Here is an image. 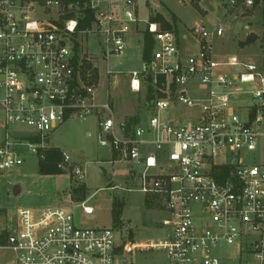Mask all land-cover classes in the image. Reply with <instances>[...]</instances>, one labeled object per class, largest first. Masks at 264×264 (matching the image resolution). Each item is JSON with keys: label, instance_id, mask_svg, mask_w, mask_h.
<instances>
[{"label": "built area", "instance_id": "built-area-1", "mask_svg": "<svg viewBox=\"0 0 264 264\" xmlns=\"http://www.w3.org/2000/svg\"><path fill=\"white\" fill-rule=\"evenodd\" d=\"M263 1L223 0L222 7L229 14ZM126 6L117 8L113 0H0V172L23 165V147L39 163L53 131L93 114L98 144L114 162L134 165L139 193L160 199L162 237L121 247L113 229L82 228L66 208H22L14 232L0 230V251L13 264H115L138 249L162 252L167 264H220L225 256L215 251L235 246L240 258H249L245 264H264V164L244 158L264 136V39L261 66L235 57L220 62L213 52V41L224 35L220 26L195 24L189 31L198 53L182 57L174 31L148 24L154 48L129 81L134 93L152 88L151 113L145 124L128 129L127 121L113 119L109 103L95 105L90 73L81 69L87 60L96 66L90 56L80 63L76 52L77 35H92L101 59L119 63L136 22ZM87 17L90 28L78 30ZM184 110L191 114L184 117ZM11 129L33 133L19 136ZM73 175L83 178L79 167ZM83 212L91 209L83 206Z\"/></svg>", "mask_w": 264, "mask_h": 264}, {"label": "rangeland", "instance_id": "rangeland-1", "mask_svg": "<svg viewBox=\"0 0 264 264\" xmlns=\"http://www.w3.org/2000/svg\"><path fill=\"white\" fill-rule=\"evenodd\" d=\"M127 1L133 2L126 9L133 13L140 28H144L151 17L164 16L170 19L171 14H175L179 19V49L185 57L198 53V43L190 31L183 27L189 28L200 23L209 29L220 26L224 30L223 37L213 41L216 60L226 62L235 57L242 63L256 66L263 64L259 45L264 39V1L250 10L238 8L229 14L222 7L223 0H198L189 3L180 0H113V3L117 8H122ZM198 3L205 11L204 14L195 7ZM38 17L37 13L33 18ZM134 25L128 28L124 52L126 58L123 57L119 65L114 64L113 58L107 62L101 59L99 41L92 35H77L76 52L80 63L89 56L95 59L91 54H95L98 59L97 76L89 60L82 67L84 73H90L89 84L94 85L95 105H106L109 91L111 115L115 121H127L125 118L134 117L136 124H145L151 113L150 100L146 99L147 86L144 85L140 92L134 93L129 81V74L142 68V35L134 33ZM248 38L251 42L245 46L239 45ZM137 41L140 43H136ZM106 71L110 73L109 76ZM240 86L243 91L249 89L246 85ZM241 103L249 104L250 100L243 98ZM190 114V111L184 110L183 116L188 117ZM11 131L20 132L17 133L19 136L33 133L27 129ZM98 136L97 117L93 114L84 118H70L53 131L48 136V146L58 149L69 159L63 163V173L59 175L40 174L36 158L23 147V165L11 172H0V230L6 225L8 232L15 231L19 209L43 210L58 206L68 208L75 223L82 228L113 229L121 247L125 243L159 240L163 235L160 221L166 216L160 199L144 197L137 191L138 185L132 180L134 165L114 162L116 158L110 155L109 150L98 144ZM149 151L152 152L151 148ZM244 158L247 164H264V136L259 138L255 151L244 154ZM76 167L83 172V178L79 182L73 175ZM15 185L19 187L16 195L12 192ZM83 185L86 188L85 201L76 202L70 191ZM116 201L121 204L118 227L112 225L111 218V208ZM83 206L89 207L91 214H84ZM215 255L225 256L226 260L220 264H245L249 261V258L237 255L235 246L221 247L215 251ZM0 264H13L8 252L0 251ZM115 264H167V260L160 251L138 249L121 254Z\"/></svg>", "mask_w": 264, "mask_h": 264}, {"label": "trees", "instance_id": "trees-1", "mask_svg": "<svg viewBox=\"0 0 264 264\" xmlns=\"http://www.w3.org/2000/svg\"><path fill=\"white\" fill-rule=\"evenodd\" d=\"M150 20L152 22L159 21L161 23V29L164 31H172V24H169L165 22L161 17H151ZM174 19H172L173 21ZM91 26V19L89 17L86 18L84 21H79L78 30H86L89 29ZM251 42V40L248 38L244 42H240L239 45L245 46V44ZM142 43H143V53H142V60L143 62L148 61L150 58V55L152 53V50L154 48V41L150 35V33L147 32V30L143 31L142 33ZM147 95L146 99L149 100L150 97H152L153 90L152 88L147 85ZM110 106V104H109ZM263 117H264V106H263ZM128 122V129L131 128L132 124H136L137 120L134 117H130L127 119ZM43 159L39 161L38 163V172L43 175H59L62 174V168L60 165H63L64 163V156L63 154L56 148H48L43 151ZM222 170L224 173L228 170L227 167H222ZM85 194H86V188L83 186L73 188L70 191V195L73 197L74 201L76 202H83L85 201ZM148 206H151L150 202H147ZM121 204L119 201H116L112 208H111V218H112V225L114 227H118L120 225V212H121ZM5 231H4V238H5Z\"/></svg>", "mask_w": 264, "mask_h": 264}, {"label": "crops", "instance_id": "crops-1", "mask_svg": "<svg viewBox=\"0 0 264 264\" xmlns=\"http://www.w3.org/2000/svg\"><path fill=\"white\" fill-rule=\"evenodd\" d=\"M202 1H204V0H202ZM132 4H133V2H132ZM131 4V5H132ZM130 5V6H131ZM116 6V5H115ZM117 7V6H116ZM202 14H204V10L199 6V3H198V5H196L195 6ZM175 14H171V16H170V19H167V18H165L164 16H161L162 17V19L165 21V22H167V23H169V24H171L172 22H173V24H172V28H173V30L172 31H174V33L176 34V36H177V40H178V49H179V27H178V24H179V19H178V17L176 16ZM172 19H174L173 21H172ZM137 21L134 23L135 25L133 26V28H132V30L134 31V33H139L140 35H142V33H143V31H145L146 30V28H147V26H148V24H152V25H156V27L158 28V29H161V23L158 21H154V22H152L151 20H149V22L147 23V25H145V27L144 28H140L137 24ZM195 24H200V23H195ZM195 24H193L191 27H189V28H187V27H183V28H185V29H187L188 31L195 25ZM131 25H133V24H130L129 25V28H130V26ZM162 30V29H161ZM182 37L185 39V36L184 35H182ZM126 41H127V36H126ZM136 43H140L139 41H137ZM179 54L182 56V57H185L184 56V54L182 53L181 54V52H180V49H179ZM92 57H94L95 59H92V58H90V60H92V61H94V66H96L95 67V69H94V74H95V76H97V74H96V68L98 67V59H97V57L95 56V54L94 55H91ZM124 57V56H123ZM124 58H126V57H124ZM123 59V58H122ZM104 61V60H103ZM120 62H121V60L119 61V63L115 60V65H119L120 64ZM142 64H143V60H142ZM86 65V63H85V61H84V63H83V66L82 67H84ZM91 67H92V65H91ZM82 70V69H81ZM109 76V75H108ZM107 97H108V103H109V91H108V95H107ZM126 120H127V118H125ZM48 148H52V147H48ZM62 153V152H61ZM63 154V153H62ZM110 155H111V153H110ZM64 156V155H63ZM130 167H132V166H130ZM64 208V207H63ZM66 209H68V208H66ZM69 210V209H68ZM4 229H7L6 228V225H5V227H4Z\"/></svg>", "mask_w": 264, "mask_h": 264}, {"label": "water", "instance_id": "water-1", "mask_svg": "<svg viewBox=\"0 0 264 264\" xmlns=\"http://www.w3.org/2000/svg\"><path fill=\"white\" fill-rule=\"evenodd\" d=\"M132 4V1H127L126 2V5L127 6H130ZM48 142V141H47ZM19 191V187L17 186V185H15L14 187H13V189H12V192H13V194L14 195H16V193Z\"/></svg>", "mask_w": 264, "mask_h": 264}, {"label": "flooded vegetation", "instance_id": "flooded-vegetation-1", "mask_svg": "<svg viewBox=\"0 0 264 264\" xmlns=\"http://www.w3.org/2000/svg\"><path fill=\"white\" fill-rule=\"evenodd\" d=\"M119 257V256H118Z\"/></svg>", "mask_w": 264, "mask_h": 264}]
</instances>
